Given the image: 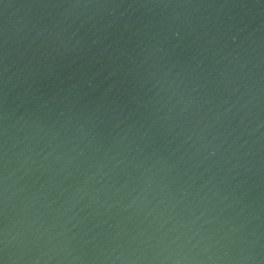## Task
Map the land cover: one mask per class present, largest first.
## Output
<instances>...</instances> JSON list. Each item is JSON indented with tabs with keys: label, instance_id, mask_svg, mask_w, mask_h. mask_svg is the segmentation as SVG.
Here are the masks:
<instances>
[{
	"label": "water",
	"instance_id": "obj_1",
	"mask_svg": "<svg viewBox=\"0 0 264 264\" xmlns=\"http://www.w3.org/2000/svg\"><path fill=\"white\" fill-rule=\"evenodd\" d=\"M0 264H264V0H0Z\"/></svg>",
	"mask_w": 264,
	"mask_h": 264
}]
</instances>
